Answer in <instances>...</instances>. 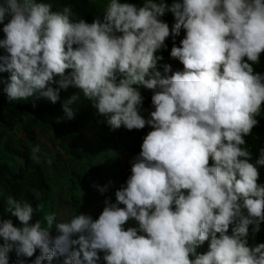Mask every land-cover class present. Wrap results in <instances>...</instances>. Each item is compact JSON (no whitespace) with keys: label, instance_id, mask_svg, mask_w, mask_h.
<instances>
[{"label":"clouds","instance_id":"1","mask_svg":"<svg viewBox=\"0 0 264 264\" xmlns=\"http://www.w3.org/2000/svg\"><path fill=\"white\" fill-rule=\"evenodd\" d=\"M105 6L88 23L0 0V100L42 108L0 116V264H264V147L253 161L245 139L264 108V0ZM73 108L93 111L119 166L100 162L93 186L41 175L88 156L57 136Z\"/></svg>","mask_w":264,"mask_h":264},{"label":"trees","instance_id":"2","mask_svg":"<svg viewBox=\"0 0 264 264\" xmlns=\"http://www.w3.org/2000/svg\"><path fill=\"white\" fill-rule=\"evenodd\" d=\"M50 2L52 5L56 7H63L72 5L79 9L85 18H88L86 22L91 23L94 18L101 17L104 15L105 5L109 0H100L99 6H95L90 8L85 0H45ZM172 2V0H166ZM120 2H128L135 3L138 6L143 2V0H120ZM262 67H264V57L261 59ZM183 70L182 64L178 62V66L176 71ZM143 97L142 111L148 114L149 109L146 106V102L151 100L152 92L150 90L140 91ZM26 109H20L15 106L5 105L0 100V116L9 118L13 113L17 114V116L24 117H32L34 115H39L42 113L41 105H39L36 109H33L29 106H26ZM74 109V108H73ZM75 111V116L70 122H61L60 128L58 130L57 136L61 139L62 143L65 142L66 139L70 137H76L81 140L83 148L88 149V156L84 159L78 161L76 164H64V163H51L47 166H43L46 168L41 175L48 176L50 173L56 172H64L69 170V172H73L76 175L84 179L90 180L93 186V182L99 181V171L94 167L100 164V162H111L112 169L116 173L119 172V166L116 163V156L110 151V134L106 130V128L100 124L97 118L94 116L93 111L88 108L86 110H82L81 112L78 110V113ZM52 113L58 115L57 109H52ZM260 120H262L258 129L252 133L249 137H245L246 144L249 150L253 153V161L258 155L259 149L264 147V108H262L261 115L258 116ZM151 131L148 128L147 133ZM101 153V154H100ZM92 165V168H91ZM94 168V169H93ZM260 179L258 181L259 184L264 185V167L259 169ZM98 183H96L97 185ZM251 229V228H250Z\"/></svg>","mask_w":264,"mask_h":264},{"label":"bare ground","instance_id":"3","mask_svg":"<svg viewBox=\"0 0 264 264\" xmlns=\"http://www.w3.org/2000/svg\"><path fill=\"white\" fill-rule=\"evenodd\" d=\"M159 56V55H158ZM161 61V60H160Z\"/></svg>","mask_w":264,"mask_h":264}]
</instances>
